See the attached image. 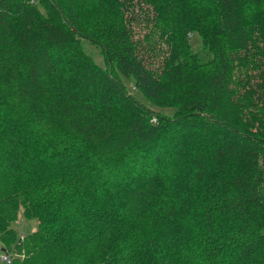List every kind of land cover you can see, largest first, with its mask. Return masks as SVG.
Here are the masks:
<instances>
[{"label": "trees", "instance_id": "trees-1", "mask_svg": "<svg viewBox=\"0 0 264 264\" xmlns=\"http://www.w3.org/2000/svg\"><path fill=\"white\" fill-rule=\"evenodd\" d=\"M3 251L264 264V0H0Z\"/></svg>", "mask_w": 264, "mask_h": 264}, {"label": "rangeland", "instance_id": "rangeland-1", "mask_svg": "<svg viewBox=\"0 0 264 264\" xmlns=\"http://www.w3.org/2000/svg\"><path fill=\"white\" fill-rule=\"evenodd\" d=\"M135 19V27L137 29V33L141 35L144 33L146 30L145 24L140 23V20H142L140 17L144 16V14H137L136 12L134 13ZM140 18V19H139ZM140 32V33H139ZM84 45L86 50L92 55V57L101 65L107 66L108 68H113L115 72V65L107 64L101 48L97 46L94 43L89 42L88 40H84ZM192 43L193 46L196 48L199 46V40L196 37H192ZM122 81L127 85L128 92L133 94L141 103L145 104L146 106L153 108L152 111L153 113H162V115H171V111L173 110L172 107H165V106H159L151 101H149L146 96L138 89L132 86V82L130 80L124 79L122 77ZM160 110V111H158ZM153 119L155 118V115L152 116ZM11 225L17 230V234L23 236L25 233L30 232L37 226V218L36 217H26L24 214L19 211L17 214V217L11 222ZM7 263V262H6ZM9 264V263H7Z\"/></svg>", "mask_w": 264, "mask_h": 264}, {"label": "built area", "instance_id": "built-area-1", "mask_svg": "<svg viewBox=\"0 0 264 264\" xmlns=\"http://www.w3.org/2000/svg\"><path fill=\"white\" fill-rule=\"evenodd\" d=\"M1 259L7 263H10L11 262V257L8 253H6L5 251H3L1 253Z\"/></svg>", "mask_w": 264, "mask_h": 264}, {"label": "water", "instance_id": "water-1", "mask_svg": "<svg viewBox=\"0 0 264 264\" xmlns=\"http://www.w3.org/2000/svg\"><path fill=\"white\" fill-rule=\"evenodd\" d=\"M2 250H4V249H2Z\"/></svg>", "mask_w": 264, "mask_h": 264}]
</instances>
